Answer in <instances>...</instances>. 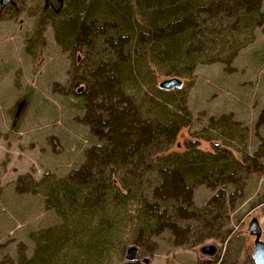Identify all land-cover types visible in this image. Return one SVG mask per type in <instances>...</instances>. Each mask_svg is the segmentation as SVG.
Instances as JSON below:
<instances>
[{
    "label": "rangeland",
    "instance_id": "obj_1",
    "mask_svg": "<svg viewBox=\"0 0 264 264\" xmlns=\"http://www.w3.org/2000/svg\"><path fill=\"white\" fill-rule=\"evenodd\" d=\"M44 1L13 0L0 8V264H19L22 247L27 259L40 253L45 264H129L125 256L131 247L136 248V260L131 264H254L252 223L260 229L258 241L264 244V157L258 158L264 155V126L258 124L264 112V24L245 45L248 35L225 31L222 41L216 39L214 47L203 52L209 61L224 47L223 64H199L187 78L165 76L168 68L147 71L139 63L131 76L133 91L128 90L139 92L140 100L156 101L155 90L176 81L170 90L174 95L163 98L176 105L177 99L185 97L190 118L170 152H184V143L190 141L204 152L227 149L240 163L246 156L253 158L245 162L252 173L243 191L226 188L234 202L227 208L225 223L231 232L226 240L206 241L193 249L177 248L171 236L163 233L139 246L122 208H111L112 220H107L104 205L102 221L110 229L113 224L114 234L105 238L103 231L98 235L78 233L50 257L44 249L49 244L45 235L60 227L62 220L54 209L46 208L47 195L51 185L81 168L86 152L99 145L89 125L97 114L90 111L95 95L91 76L101 65L117 60L106 41L116 46L111 39L119 31L111 30L113 18L105 8L99 10V16L106 18L107 27L95 39L92 34L87 47L75 43L73 36L65 37L60 26L76 15L81 17L89 2L102 1L111 8L120 2L124 8L132 0H63L59 14L46 8ZM261 12L264 15V1ZM137 19L135 27L140 23ZM239 44L244 47L231 61V50ZM131 46L136 47V42ZM182 68L174 64L170 71ZM20 102L25 103V110L14 122ZM18 185L28 192H19ZM213 194L205 186L197 187L194 206L202 207ZM206 248L213 251L205 252Z\"/></svg>",
    "mask_w": 264,
    "mask_h": 264
},
{
    "label": "trees",
    "instance_id": "obj_2",
    "mask_svg": "<svg viewBox=\"0 0 264 264\" xmlns=\"http://www.w3.org/2000/svg\"><path fill=\"white\" fill-rule=\"evenodd\" d=\"M263 1L132 0L124 8L120 2L111 8L102 1H92L84 14L80 12L81 17L76 15L60 26L65 37L73 36L75 43L87 47L92 34L95 39L103 33L99 30L107 27L106 18L99 16V10L105 8L113 18L111 30L119 31L111 39L116 46L106 41L117 60L101 65L91 76L95 95L90 111L97 114L89 125L99 145L86 152L81 168L51 185L47 195L46 208L54 209L62 225L47 231L46 255L47 250L50 257L57 249L60 253L78 233L98 235L103 231L105 238L114 234L113 224L110 229L102 221L104 205L107 220H112L111 208H122L132 239L139 246L163 233L171 236L177 248L193 249L206 241L226 240L231 232L225 223L227 208L234 204L226 188L243 191L252 173L245 162L253 158L246 156L240 163L227 149L204 152L190 141L184 143V152H170L190 118L186 98L177 99L176 105L169 103L163 96L174 94L163 86L155 90L156 101L140 100L139 92L128 90L133 91L135 80L131 76L139 63L147 71L168 68L165 76L179 79L190 76L199 64L222 63L224 47L209 61H205L203 52L214 47L216 39L222 41L227 30L236 31L239 37L248 35L250 39L243 45L251 42L253 33L264 24ZM137 18L140 23L135 27ZM131 42H136V47ZM93 44L91 51L95 49ZM243 45L231 50V61ZM174 64L184 68L171 72ZM258 124L264 126V112ZM19 185V192H28ZM199 186L214 194L198 208L193 193ZM39 254L27 259L22 247L19 264H45V257Z\"/></svg>",
    "mask_w": 264,
    "mask_h": 264
},
{
    "label": "water",
    "instance_id": "obj_3",
    "mask_svg": "<svg viewBox=\"0 0 264 264\" xmlns=\"http://www.w3.org/2000/svg\"><path fill=\"white\" fill-rule=\"evenodd\" d=\"M13 4V0H0V8L3 9L8 5ZM64 5L63 0H45L44 6L46 8H50L53 13L58 14L62 10ZM176 86V81L171 80L167 83L163 84V88L167 90H171ZM25 110V103L20 102L14 117V122H16L20 116L23 114ZM249 232L251 235L256 237V242L254 245V251H253V261L254 264H264V244L259 242L258 239L260 237V229L258 228L257 224L254 222L249 227ZM205 252H212V248H206L204 249ZM125 259L128 263L135 262L136 260V248H129L126 252Z\"/></svg>",
    "mask_w": 264,
    "mask_h": 264
}]
</instances>
